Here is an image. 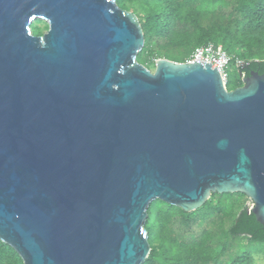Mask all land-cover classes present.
Wrapping results in <instances>:
<instances>
[{"label": "water", "instance_id": "obj_1", "mask_svg": "<svg viewBox=\"0 0 264 264\" xmlns=\"http://www.w3.org/2000/svg\"><path fill=\"white\" fill-rule=\"evenodd\" d=\"M144 46L116 0H0V241L24 264H144L157 200L244 194L264 226V74L229 91Z\"/></svg>", "mask_w": 264, "mask_h": 264}, {"label": "trees", "instance_id": "obj_2", "mask_svg": "<svg viewBox=\"0 0 264 264\" xmlns=\"http://www.w3.org/2000/svg\"><path fill=\"white\" fill-rule=\"evenodd\" d=\"M116 1L120 8L133 10L141 19L133 0ZM224 1H232L234 5L232 12L227 15L219 10ZM147 3L151 10L147 19L140 22L145 35L143 54L151 52L158 56L155 50L150 49V44L156 39L167 38L168 42L163 48L164 59L184 63V55L181 57L173 54L175 46L188 47L193 51L207 44H222L231 57L230 66L240 58L245 59L238 66L237 77L231 78L228 74L229 91L241 87L243 79L249 77L251 72L264 74V0H147ZM202 3L209 7L201 10ZM210 15L216 19L211 24L201 25L202 19ZM182 22L193 23L199 28L196 32L179 31L177 24ZM141 58L142 54L138 56V61L142 62ZM215 195L217 197L218 194ZM237 195L245 197L243 194ZM153 203H158L155 210H152ZM153 203L145 226L152 251L144 264H254L251 252L236 257L230 263H224L220 257L223 254L218 257L211 249V235L206 229L202 230L200 236H193L191 227L198 223L194 220L199 210L186 213L159 200ZM212 207L218 208L219 203ZM176 225H180L179 232L175 230ZM226 235L227 238L246 237L255 243L264 244V226L257 221L249 207L241 210ZM0 264L23 263L10 246L0 241Z\"/></svg>", "mask_w": 264, "mask_h": 264}, {"label": "rangeland", "instance_id": "obj_3", "mask_svg": "<svg viewBox=\"0 0 264 264\" xmlns=\"http://www.w3.org/2000/svg\"><path fill=\"white\" fill-rule=\"evenodd\" d=\"M134 5L137 7L138 12L140 13L141 19L140 22H144L147 19L148 12L151 10V6L147 3V0H133ZM203 7L201 10H206L209 6H206V3L201 4ZM234 9V5L232 1H224L222 5L219 7V10L222 14L227 15L232 12ZM129 12H133V10H128ZM136 14V13H134ZM214 15H210L209 18L205 17L201 21V25L206 26L207 24H211L215 20ZM198 26H195L193 23L182 22L177 24V29L179 31H187L196 32L198 30ZM50 25L49 22L44 19H34L31 26L30 31L34 36L41 37L44 34L49 32ZM168 42V39H156L151 42L150 49L155 50L158 53V56L152 55L151 52H145L143 54V49L140 52L142 54V62L138 61L142 65H144L147 69H149L152 73H155L157 68V61L159 59H164V44ZM145 47V46H144ZM194 51V49H193ZM188 47H178L175 46L172 49L173 54H179L181 57L185 56L184 62H188L192 57V52ZM240 53V52H239ZM139 54V55H140ZM189 54V56H188ZM236 53H234L235 55ZM138 55V56H139ZM187 55V57H186ZM138 60V57H137ZM245 59H241L237 61V63L233 64L228 69V74H230L231 78L237 77L236 71H238V66L244 63ZM244 83L242 82L243 86ZM229 90V89H228ZM215 195V194H213ZM211 196L207 203L204 205V208H200L197 217H195L198 221L197 225L194 224L191 227V231L193 236H200L203 229H206L210 235V247L214 251L218 257L220 254H223L221 260L224 263H230L233 259L238 256L244 255L248 252H251L254 259V264H264V244L255 243L250 241L246 237H228L226 235V231L233 226L236 222L238 215L244 207H249L250 209L253 206V203L248 199L247 196H239V195H229V194H218L217 197ZM244 195V194H243ZM219 203V207L215 208L212 206H217ZM211 206H206V205ZM158 203L152 204V210L157 208ZM206 206V207H205ZM222 213V214H220ZM210 222V223H209ZM175 230L179 232L180 225L175 226ZM157 246L159 244H156ZM22 260V259H21ZM23 263V261H22ZM24 264V263H23Z\"/></svg>", "mask_w": 264, "mask_h": 264}, {"label": "built area", "instance_id": "obj_4", "mask_svg": "<svg viewBox=\"0 0 264 264\" xmlns=\"http://www.w3.org/2000/svg\"><path fill=\"white\" fill-rule=\"evenodd\" d=\"M188 62L211 64L214 69L220 72L225 86L227 87L229 78L227 71L231 63V57L225 51L222 44H207L196 48Z\"/></svg>", "mask_w": 264, "mask_h": 264}]
</instances>
